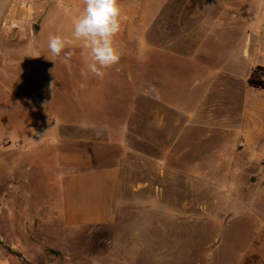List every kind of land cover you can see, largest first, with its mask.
<instances>
[{
  "label": "rangeland",
  "instance_id": "1",
  "mask_svg": "<svg viewBox=\"0 0 264 264\" xmlns=\"http://www.w3.org/2000/svg\"><path fill=\"white\" fill-rule=\"evenodd\" d=\"M128 1L135 2L140 23L144 2L165 7L161 18L157 7L151 9L147 50L136 41L131 55L115 65L127 71L110 68L102 79L81 75L84 60L73 56H83L82 44L68 62L63 54L39 50L19 58L9 53L29 51V30L17 31L19 38L11 25L4 31L0 212L6 205L3 229L16 228L18 216L24 218L19 224L29 226L2 230L0 251L15 256L20 247L28 264H264V92L250 95L248 85L252 70L264 66V0ZM64 7L69 18L37 39L73 32L83 6L77 12ZM225 60L239 96L232 97L234 111L226 103L210 112L211 101L223 102L213 86L222 80L218 71ZM246 99L263 107H248L243 115ZM68 118L86 120L80 124L88 128L87 144L80 147L93 164L110 158L122 163L113 223L67 231L59 197L66 151L60 134L51 133L44 143V128L49 120ZM94 128L106 136L92 135ZM122 129L129 137L117 136ZM144 131L150 144L143 142ZM7 139L12 146L4 151ZM103 140L123 142L124 148ZM73 147L68 149H78ZM34 214L36 222L27 223ZM42 222L56 233L45 231Z\"/></svg>",
  "mask_w": 264,
  "mask_h": 264
},
{
  "label": "crops",
  "instance_id": "2",
  "mask_svg": "<svg viewBox=\"0 0 264 264\" xmlns=\"http://www.w3.org/2000/svg\"><path fill=\"white\" fill-rule=\"evenodd\" d=\"M64 5H69V10H74L77 12L79 8H82V0H37L33 2H26V0H0V39L7 41L4 33L7 26H12L16 28L15 34L18 36L19 30H24L25 32L29 30L30 40L28 41L27 47L28 52L26 54H21L14 50L10 52L9 56H16L21 58L25 55L35 54L36 50H39L44 54H51L48 49V38L49 34H45L42 39H37V36L40 35L44 29L50 28L52 25H63L69 15L65 14ZM157 5V6H156ZM122 9L123 19L121 20V31L114 37V44L121 53V58L129 57L131 55L130 50L133 49L136 41L141 40L143 47L146 49L145 39L147 36V29L151 25L152 8H158L159 17L162 16V9L165 7V3L161 1L157 4L147 1L143 5V17L142 22H136L135 20V2L126 1L123 5H120ZM175 6V8H174ZM171 7L172 13L176 15V4ZM173 15V16H174ZM38 27V31H35V28ZM160 34L161 31L160 28ZM5 34V35H4ZM61 36L67 37L71 40V43L67 45L66 51L77 52L82 42L76 40L72 37V33L64 30L63 33L59 34ZM15 37V36H14ZM10 40V39H9ZM17 40L15 39V42ZM147 50V49H146ZM163 49L160 47V52L163 53ZM4 53L0 51V57ZM224 55H227L224 54ZM5 56V55H4ZM230 56V55H228ZM74 59L78 61L84 60V57L80 53L73 56ZM227 58V57H226ZM226 66L223 69L218 71V75L222 80L218 83H215L213 86V92L217 90L218 97H221L222 103L216 104L214 101L210 102L211 111H218L225 109L226 103L230 104L228 108L229 111H234L232 106V97H238L239 92L236 87H233V83L236 84V77L232 74L231 64L228 60L224 61ZM258 67V66H257ZM264 67V66H261ZM117 74H120V69L127 71V67L115 66L111 68ZM253 72V70H252ZM252 74V73H251ZM251 76V75H250ZM250 78V77H249ZM264 90L254 89L249 86L250 95L263 93ZM235 95V96H233ZM104 101V100H102ZM116 99L113 101L108 100L106 103L111 106L116 103ZM219 107V108H218ZM248 107L261 109L263 104L254 102L251 103L247 99L244 103L243 115L246 113ZM99 118V117H96ZM211 125L214 124L216 119L209 118ZM230 124L232 119L227 120ZM80 122H86V120H74L68 118L60 119L59 121L49 120L46 129L44 128V143L50 142L51 133H57L58 136H62V143L64 151H66V156H64V161L62 167L65 170V176L62 178V187L59 197L62 199V218L67 227V231H80L87 228H96L103 226L108 223H113L116 221L119 215V200H120V186L124 184V173L122 163L119 160L115 161L113 158H110L107 162H102L101 164H93V161L86 155V152L81 145L87 144L86 131L88 128H82ZM245 123V119H243ZM60 123V125H59ZM57 124V125H56ZM95 136L105 137L106 130L102 128L93 129ZM114 130H112L113 132ZM122 132H117L118 137L127 138L130 135V131L127 129H122ZM60 134V135H59ZM176 138V137H175ZM176 141V140H175ZM17 142V141H14ZM127 142V141H126ZM143 142L150 144V133L146 131L143 132ZM7 145L3 149L4 151L9 149L12 146V142L8 139L6 140ZM20 143V142H19ZM102 145H110L112 147L122 146L124 148L123 142H114L113 140H103L100 141ZM48 146L44 152L48 151ZM70 146L77 147L78 149L69 150ZM176 144H173L168 149L170 152L175 151ZM73 147V148H74ZM20 152L25 150V147L22 145ZM115 159V158H114ZM118 161V162H117ZM8 182V181H7ZM4 184H7L4 182ZM24 194V193H23ZM24 196V195H23ZM11 196L5 197L7 198ZM28 198V197H26ZM6 213L5 209L0 212V232L5 230L6 232H17L18 227L24 228V226H29V224H19L23 221L24 218L19 217L18 226L16 228H5L3 229L2 217ZM36 214L30 215L29 218L25 219L27 223H31L33 220L36 222ZM45 231L50 232L52 235L56 233L55 229L52 227L48 228V225L42 222ZM47 227V228H46ZM15 246V245H14ZM17 252L15 256L7 255L4 252L0 251V264H28L29 259L26 255H22L23 250L20 247H16Z\"/></svg>",
  "mask_w": 264,
  "mask_h": 264
},
{
  "label": "clouds",
  "instance_id": "3",
  "mask_svg": "<svg viewBox=\"0 0 264 264\" xmlns=\"http://www.w3.org/2000/svg\"><path fill=\"white\" fill-rule=\"evenodd\" d=\"M83 10L73 20L72 37L82 42L84 67L81 75L102 79L106 70L117 65L121 53L114 37L121 31L122 9L120 0H82ZM71 40L61 35H50L48 49L55 57L63 54L65 62L73 53L66 51ZM36 58V57H34Z\"/></svg>",
  "mask_w": 264,
  "mask_h": 264
},
{
  "label": "trees",
  "instance_id": "4",
  "mask_svg": "<svg viewBox=\"0 0 264 264\" xmlns=\"http://www.w3.org/2000/svg\"><path fill=\"white\" fill-rule=\"evenodd\" d=\"M248 85L254 89L264 90V67L258 66L253 70Z\"/></svg>",
  "mask_w": 264,
  "mask_h": 264
},
{
  "label": "built area",
  "instance_id": "5",
  "mask_svg": "<svg viewBox=\"0 0 264 264\" xmlns=\"http://www.w3.org/2000/svg\"><path fill=\"white\" fill-rule=\"evenodd\" d=\"M33 1H37V0H26V2H33Z\"/></svg>",
  "mask_w": 264,
  "mask_h": 264
},
{
  "label": "water",
  "instance_id": "6",
  "mask_svg": "<svg viewBox=\"0 0 264 264\" xmlns=\"http://www.w3.org/2000/svg\"><path fill=\"white\" fill-rule=\"evenodd\" d=\"M38 30H39L38 27H36V28H35V31H38Z\"/></svg>",
  "mask_w": 264,
  "mask_h": 264
}]
</instances>
